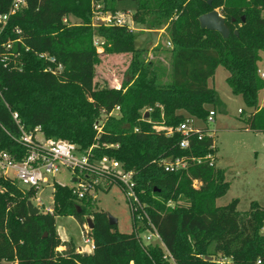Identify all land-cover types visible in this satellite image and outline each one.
<instances>
[{
    "label": "trees",
    "instance_id": "trees-1",
    "mask_svg": "<svg viewBox=\"0 0 264 264\" xmlns=\"http://www.w3.org/2000/svg\"><path fill=\"white\" fill-rule=\"evenodd\" d=\"M94 1L111 12L119 11L117 3L133 1L138 6L136 23L144 21L142 14L156 15L151 28L169 22L173 43L170 83H162L153 61L138 55L121 89L95 87L96 65L101 61L95 37L103 39L112 52H132L137 35L124 26H93ZM12 2L0 0V14L8 12ZM28 2L0 35V43L21 38L13 48L21 52L22 63L15 70L0 65V150L17 147L11 137L19 134L12 111L19 113L27 128L41 125L47 137L70 140L83 148L95 142L94 125L104 119L100 140L119 146L99 153L114 156L136 171L141 199L175 261L165 258L160 245L144 248L133 231L122 232L117 224L111 225L106 211L89 209L93 201L76 203L67 186L56 187L55 215H30L27 203L34 192L0 177V264L15 259L20 264H219V254L231 257L230 264H264V204L254 200L248 210H240V200L235 198L217 205L230 187L218 165L193 163L187 170L168 172L159 163L170 156L215 152L213 138L193 137L191 148L183 149L181 133L167 136L154 128L156 122L178 126L187 117L180 109L206 120V104L223 103L210 86V79L223 66L230 72L227 81L232 93L241 95L252 109L247 129L264 131V106H260L264 80L258 74L264 52V0ZM214 9L226 18L231 31L228 38L201 27L199 17ZM71 16L82 21L64 22ZM42 52L64 64L62 75L45 70L50 63L39 57ZM116 106H120L119 113L108 117ZM149 107L153 111L143 119V109ZM195 179L202 182L199 189L193 186ZM58 215H72L82 225L88 215L93 216V253H79L71 242L61 240L56 231ZM60 246L67 248L59 251Z\"/></svg>",
    "mask_w": 264,
    "mask_h": 264
},
{
    "label": "built area",
    "instance_id": "built-area-1",
    "mask_svg": "<svg viewBox=\"0 0 264 264\" xmlns=\"http://www.w3.org/2000/svg\"><path fill=\"white\" fill-rule=\"evenodd\" d=\"M28 0H13L8 12L0 14V35L8 26L9 19L17 14L22 9L28 6ZM64 22L70 23L69 18H64ZM134 14L130 11H106L99 1L93 2V26H124L132 31H137L135 26ZM17 33H21L20 28H16ZM16 41H21V38L16 40L9 39L6 42L0 43V65L7 69H21V52L14 50L13 46ZM105 41L95 37V45L98 52L104 51ZM169 45L171 43L169 42ZM29 50V47H26ZM39 57L45 59L50 64L45 69L55 75H62L65 71V66L58 59L48 52L39 53ZM258 74L264 80V68L258 69ZM113 88L121 89L122 85L118 82ZM120 106H116L108 117L119 113ZM153 111V108H145L143 112L146 114ZM243 113V109H239ZM217 111L209 109L206 120L199 119L205 122V126L196 124L198 118L187 116L178 126H166L163 123L156 122L154 128L163 130L167 136H172L175 132L182 135L180 147L183 149L191 148V140L193 137L203 139L204 137H212L214 140L215 129H211L208 125L215 122ZM12 116L16 121L19 129L17 136L11 135L16 142L15 150H0V177L11 180L18 184L21 182L28 185V191H33L29 201H32L35 206L40 209V213L55 215L56 200L55 192L57 185L67 186L72 189L74 200L76 203L82 204L86 201L95 202L98 199V194L102 191L109 190L114 184L120 185L123 189L127 201L130 205L133 226L138 241L147 248L150 245H160L165 251V258L175 261L173 255L169 252L156 224L154 223L148 209L147 204L142 201L140 193L137 189L136 171L127 169L125 165L116 157L109 154H100L99 151L105 148L118 147V144H108L102 142L101 136L104 133L105 120L101 119L94 125L96 130L95 142L89 147L83 148L76 142L47 137L41 127L37 125L34 128H27L20 120L19 113L12 111ZM107 118V117H106ZM146 118L145 115L143 119ZM137 130V129H136ZM211 148L216 151L208 152L204 156H179L166 157L159 161L161 166L168 172H177L187 170L193 163L208 162L211 166L218 165V153L215 147V142ZM63 170H69L71 173L70 183L64 184L57 181L56 176ZM15 174V179L11 176ZM202 182L198 179L193 181V186L199 189ZM46 188H52L54 194L53 205H47L43 200V194ZM3 191V189H0ZM51 196V195H50ZM88 224V223H87ZM85 233V244L89 245L91 253L95 250L94 239L90 236V226L86 223L83 226ZM82 248V247H81ZM80 248V249H81ZM83 253L89 254L86 249L82 248ZM231 257H221L218 259L219 264H230ZM261 261H258L260 264ZM4 264H20L15 259L13 261H4Z\"/></svg>",
    "mask_w": 264,
    "mask_h": 264
},
{
    "label": "rangeland",
    "instance_id": "rangeland-1",
    "mask_svg": "<svg viewBox=\"0 0 264 264\" xmlns=\"http://www.w3.org/2000/svg\"><path fill=\"white\" fill-rule=\"evenodd\" d=\"M137 7L133 1L117 3L119 11H130L132 14L136 13ZM142 18L144 19L143 22L135 23L138 30L135 31L137 40L134 51L112 52L106 48V45H104L103 52L99 53L97 50L101 58L100 63L96 65L94 78V85L97 89L113 87L118 82L122 85L129 75L131 64L138 55L141 59L153 61L159 67L162 83L172 81L171 48L173 43L170 38L169 22L166 25L151 28L156 15L142 14ZM69 21L71 24H75L82 20L71 16ZM260 67L263 68L261 64ZM229 76L230 72L225 67H218L215 75L210 79V86L219 94L223 103L220 106L206 104L208 109L217 111L215 122L208 126L215 129L214 142L219 157V166L225 171L226 182L230 185L227 194L217 200V205H226L235 198H239L238 209L248 210L254 200L264 204V131L247 129V120L253 115L252 109L241 95L232 93L227 81ZM260 106H264V91L260 96ZM239 109H243L244 112L240 113ZM178 111L186 116H191L184 109ZM195 122L199 126L206 125L199 119ZM11 176L15 179V174L11 173ZM70 176L69 170H63L55 179L69 185L71 184ZM18 183L21 189L29 190L28 185ZM52 192V188H46V192L43 194V200L48 206L54 203ZM171 204L174 203L171 202ZM181 204L185 203L181 202ZM89 209L106 211L118 218L117 227L122 232L130 233L134 230L130 205L123 189L118 184H114L109 190L100 192L98 199L92 203L91 207L89 206ZM88 217L93 218V216L88 215L86 217V225L89 228ZM56 226V231L62 241L71 242L79 253L83 254L82 248H84L91 254L90 247H87L89 245H86L84 241V224L82 225L77 218L72 215H58ZM66 248L60 246L58 250L62 251ZM221 257L223 255L219 254L217 259Z\"/></svg>",
    "mask_w": 264,
    "mask_h": 264
},
{
    "label": "water",
    "instance_id": "water-1",
    "mask_svg": "<svg viewBox=\"0 0 264 264\" xmlns=\"http://www.w3.org/2000/svg\"><path fill=\"white\" fill-rule=\"evenodd\" d=\"M209 3H211V0H209ZM199 21L202 28H207L209 30H216L220 32L224 38H228L231 34V31L226 22V18L221 14V12L218 9H214L208 13L202 14L199 17ZM145 117L146 118L149 117L148 112L145 114ZM27 206L30 215L40 214V209L37 206H35L32 201H28ZM77 208L78 211L81 212L82 207L78 205ZM109 219L111 225L118 224V218L114 217L113 215L109 214ZM87 222L90 228L93 229L94 228L93 219L91 217H88ZM207 258L212 259L211 256H208Z\"/></svg>",
    "mask_w": 264,
    "mask_h": 264
},
{
    "label": "crops",
    "instance_id": "crops-1",
    "mask_svg": "<svg viewBox=\"0 0 264 264\" xmlns=\"http://www.w3.org/2000/svg\"><path fill=\"white\" fill-rule=\"evenodd\" d=\"M263 56V59H262V61H261V65H262V67L264 68V55H262ZM219 158V157H218ZM218 166H219V161H218Z\"/></svg>",
    "mask_w": 264,
    "mask_h": 264
}]
</instances>
